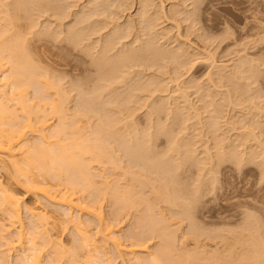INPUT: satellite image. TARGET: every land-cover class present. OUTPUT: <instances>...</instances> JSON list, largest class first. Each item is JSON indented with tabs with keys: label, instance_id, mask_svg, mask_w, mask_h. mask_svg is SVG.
Instances as JSON below:
<instances>
[{
	"label": "rangeland",
	"instance_id": "obj_1",
	"mask_svg": "<svg viewBox=\"0 0 264 264\" xmlns=\"http://www.w3.org/2000/svg\"><path fill=\"white\" fill-rule=\"evenodd\" d=\"M10 2L0 0V43L14 28L9 17L1 21L14 10L1 3ZM27 2L13 13L15 30L39 76L59 87L44 90L35 79L26 88L31 106L49 109L46 117L32 113L26 140L60 142L52 106L65 98L69 136L94 147L80 164L98 176L89 191L69 188L64 176L40 178L46 195L28 192L0 163L3 188L21 199L26 233L38 222L26 208L39 211L42 230L64 250L45 243L41 262L98 264L82 249L73 215L106 264H264V0ZM8 44L0 45V80L13 68ZM122 54L129 60L114 72ZM66 191L81 209L50 199ZM2 239L0 264H22L25 254L3 252Z\"/></svg>",
	"mask_w": 264,
	"mask_h": 264
},
{
	"label": "bare ground",
	"instance_id": "obj_2",
	"mask_svg": "<svg viewBox=\"0 0 264 264\" xmlns=\"http://www.w3.org/2000/svg\"><path fill=\"white\" fill-rule=\"evenodd\" d=\"M16 1L13 0V2H15V3H16ZM27 1H29V0H18L16 5L14 3L15 6H13V2H10L12 4L8 3L5 6H3L1 3V6L6 8L7 5H9V6L11 5L10 7L14 8L13 13H15V10L22 12V10H24V8L28 4ZM33 1H35V0H32V1L30 0L31 4L33 3ZM37 3L38 2H36V4ZM144 4H141V6L145 7ZM147 5H148V8H150V5L149 4H147ZM9 6L6 9L7 11L9 10L8 9ZM29 7H27L24 12H27L26 10ZM31 7H32V5H31ZM6 10L2 9V12H3L2 14H4V12H5V14L6 13L9 14L10 11L7 12ZM29 11H30V9H29ZM142 11H144V10H142ZM13 13L11 10V12L8 16L2 15L5 17V19L2 18L3 20H1V21H4V20L7 21L6 19H7V17H9L8 21H10L9 23L12 26H14V28L9 25V27H11V28L7 27L9 29L6 28V30H8L10 32V31H12V28H13L12 33L11 32L10 33L13 34V32H14V34L15 33L17 34V30H15V29H17L15 26L18 27V24L15 25L17 14H16V16H13V15H15ZM141 13H143V15L145 16L144 12H141ZM18 20H19V18H18ZM8 21H7V24H8ZM143 21H147V20L145 19ZM3 24L5 25V23H3ZM6 26L7 25L0 26V28H3V27L5 28ZM6 30H4V31H6ZM2 31H3V29H2ZM2 31L0 29V33L2 34V35L0 34V39L2 38L1 40L3 41L6 39V37L4 36ZM10 33H9L10 37L9 38L7 37L8 38L7 41H4V43L1 41V43H0V45H4L6 43H9L8 45L11 46L10 48H11L12 54L14 56L13 57V68L10 67V68H12L11 72L10 73H9V71L5 72V69H4L5 73H4L3 79L0 80V163L3 164V169H7L8 171L12 172V174L14 175L13 176L14 178L17 176L16 179L20 176L23 177L25 179V182L21 181V183L27 188L28 192H41L43 194L49 195V191L45 189V187L43 186V183L39 180L40 178H43L45 180L50 179L52 181L53 180L54 181L59 180L60 182L62 179L60 180L59 178H63V180H65L67 178L69 181V185H68L69 188H71L73 186L75 188L81 187L80 190H83V191L84 190L89 191L92 189L94 190V188H96V186H97L96 178L98 176H96L95 173H92L91 168L89 169L88 165L80 164V161L84 160V157L86 154H90L91 152H94V147L88 145L84 141L83 138L77 139V138H71V136H69V134H68V129H69L68 120L69 119H68L67 114L65 113L66 112L65 105H64L65 98H62V100L59 102V104L57 103L54 106H52L53 114L59 118V121H58L59 123L56 126V130H55L54 134H55V138L57 137L58 140H59L58 137H60V139H61V140H59L60 142L55 143V144L48 143V142L44 141L45 135H42V134H41V138L43 139V141L40 140V142H38L35 146H30L29 141L26 140V136H27L26 135V133H27L26 129L27 128L32 130V133H34L33 128L35 126L32 123L33 122L32 113L36 110L39 115L43 116L49 111V109L45 110L46 108L44 106H42V107H44V109L41 108V106H39L40 108L37 106H31L29 104V101L26 99V95H25L26 88L28 86H30L35 81V79L40 82V85L42 86V88L44 90H45V88L48 90L50 88V86L56 87L57 85L53 84L51 81H50L51 82L50 84L47 81L44 82V79L39 76V73H38L39 71H37L38 67H36L34 65L31 55L28 54L29 53L28 50L23 48L24 47V44H23L24 41H22L20 39V37H22V35L20 33H18L17 34L18 36H16V34H15V36H16L15 37L14 35L11 36ZM19 35H21V36H19ZM3 36L5 37V39H3ZM80 37H81V34L75 36L70 41L72 43L76 44V43H78V40L80 39ZM21 41H22L23 46L21 44ZM149 50L151 52L152 51L154 52L153 46H152V48L150 46ZM164 53L168 54V52L167 53L164 52ZM127 55L128 54H126V55L122 54L119 56H115L116 58L113 59L114 60L113 62L115 63V66L113 68L114 72L118 69V64H125L124 61L129 60V57ZM142 57H143V55L137 56V58H142ZM134 58L136 59V56ZM105 60L103 59V61H105ZM103 61L99 64L103 65L106 63V61L105 62H103ZM3 68H4V66L1 65L0 70ZM52 84L56 85V86H53ZM57 87H59V86H57ZM94 100L95 99H93L91 101H94ZM14 102L16 103L15 106L11 105V103L14 104ZM16 105L21 106L20 107L21 112H23L25 114V116H24V114L19 115L20 109ZM43 112H46V113L44 114ZM20 116H24L25 120L23 121V118L21 117L22 118L21 119ZM78 116H79V114H78ZM45 117H46V115H45ZM42 128H43V130L47 129L45 124H43ZM108 132L111 133L110 130H108ZM62 136H64V137H62ZM62 138H64V139H62ZM18 147H21V148H18ZM63 176L66 178H64ZM17 180H19V178ZM63 180H62V182H64ZM59 181H58V183H59ZM40 187H41V190H38V189H40ZM97 190H99V189H97ZM0 194H2L1 195V206H2L1 211L2 212L4 211V214L7 217V221H8V226L7 227L4 226L5 228H2L3 226L1 227V225H3V224H0V227H1L0 233L2 234L1 231H3V233L5 232V235L2 234V236H1V234H0V239L3 237L1 242H3V240L5 241L4 244L2 243V247L4 245V248L6 247V249H7V251L5 249L3 252H8V253L11 252L12 253L13 250L15 251L16 249L17 250L20 249L22 251V253L25 254V255H23L24 258L22 259V257H23L22 256L21 259L19 260V262H21L22 264H43L41 262L42 257L40 255V253H42V251L46 245L48 246L50 244L53 245L54 247H56V249L57 248L59 249V250L57 249V252L63 251L62 252L63 254L62 253L61 254L65 255L64 250H62L61 247H59L60 244L59 245L56 244L55 242H53V239L50 238L51 236H49V234H48L49 231L44 229L46 231L45 232L42 230L46 226V224H43L44 222H46L45 221L46 219H45L44 215H42L41 212H39V211L37 212L33 209L26 208V211H28V214L31 213L33 215V217H35L34 219L37 218L36 220L38 221L37 223H34V225L32 226L31 233L30 234L28 232L26 233V229L24 228L23 220H22V216H21V205H20L21 199H17L15 194H13L10 190L4 189L1 181H0ZM72 197L73 196L68 195V193L66 191V193H60V194L54 193L50 196V199L52 200L53 203L55 202V203H58L59 205H63V206L68 207L70 212H71L73 208L75 209V207L80 208V206L76 204V202L73 200ZM102 215L103 214L101 212H95L94 213V216L96 218H98V220L100 219L99 221L101 223L104 221V219H103L104 217ZM71 220L75 224V228H77L76 230H78L77 231L78 235L81 234V236L83 235V237H84V238L80 237V238H83V240H85V241H83L81 239V242L83 241V243H84V244L82 243L83 248H82V246H81V248L83 250H84V248H86L85 251L87 250L88 257L90 256L89 259L92 257V259L89 260L90 263L92 261H95V262H98V264H106L107 261H104V259L101 257V254H103V251H100V248L98 247L96 241L93 240V242H91L93 238H91L89 236V234H88L89 232L86 233L85 229H84V232L82 231V228L79 227V226H82L81 222L80 221H74L75 219L73 218V215L71 217ZM101 220H103V221H101ZM47 226H48V224H47ZM2 229H4V230H2ZM166 229H168V228H166ZM86 234H88V236ZM168 235H169V233H168ZM28 236L29 237L31 236V237L29 238ZM170 236L171 235H169V237ZM166 238L168 239V237H166ZM40 241H41V243L42 242L44 243L43 247H40V246H42V245H39V244H41V243H39ZM89 242L94 243V244H90ZM170 242H172V240ZM45 243H46V245H45ZM54 243L56 246L54 245ZM85 245L88 247H86ZM91 245L92 246L95 245V249L98 251V254L100 256L95 255V253H96L95 251L89 250V247H92ZM171 245L173 246L172 243H171ZM91 252H93V254ZM27 253H29V254H27ZM26 254L30 255V256L27 258ZM75 255L76 254L73 253L71 259H73L74 258L73 256H75ZM70 257H71V255H70ZM1 258H0V260H1ZM53 259L54 258H52V259L50 258L51 262H49V263L52 264L54 261ZM149 261L150 262L152 261V263H150V264H162L160 261H157V260H148V262ZM3 262L4 261H1V263H3ZM54 262H57V261L55 260ZM171 262L173 263V261H169V264ZM146 263H147V261H146ZM56 264H58V262ZM147 264H149V263H147Z\"/></svg>",
	"mask_w": 264,
	"mask_h": 264
}]
</instances>
